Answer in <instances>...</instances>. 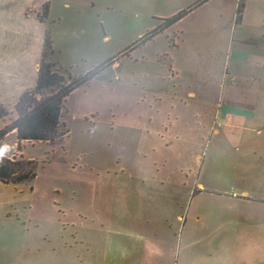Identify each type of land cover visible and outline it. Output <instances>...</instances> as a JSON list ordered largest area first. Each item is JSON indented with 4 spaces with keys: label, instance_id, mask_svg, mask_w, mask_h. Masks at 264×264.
<instances>
[{
    "label": "rangeland",
    "instance_id": "374dc122",
    "mask_svg": "<svg viewBox=\"0 0 264 264\" xmlns=\"http://www.w3.org/2000/svg\"><path fill=\"white\" fill-rule=\"evenodd\" d=\"M195 1L71 0L77 11L47 19L51 62L82 76ZM185 23L75 90L62 140L0 142V156L38 164L30 182L0 183V264H264V129L241 142L169 93V40ZM5 109L0 128L16 118Z\"/></svg>",
    "mask_w": 264,
    "mask_h": 264
},
{
    "label": "crops",
    "instance_id": "0c3cea01",
    "mask_svg": "<svg viewBox=\"0 0 264 264\" xmlns=\"http://www.w3.org/2000/svg\"><path fill=\"white\" fill-rule=\"evenodd\" d=\"M70 1L0 0L1 106L13 107L34 87L47 19L59 10L77 11ZM239 1L241 13L236 22ZM46 2L48 14L41 21ZM232 3V12L226 13L219 0H208L166 29L187 22L169 40L172 49L164 63L168 76L163 83L181 104V99L190 104L197 99L195 111L204 115L210 110V125L225 128L229 137L232 131H241L242 142L264 129V0ZM160 242L162 253L167 242L162 238ZM247 258L241 253L229 255L231 264H242Z\"/></svg>",
    "mask_w": 264,
    "mask_h": 264
},
{
    "label": "trees",
    "instance_id": "16d2710c",
    "mask_svg": "<svg viewBox=\"0 0 264 264\" xmlns=\"http://www.w3.org/2000/svg\"><path fill=\"white\" fill-rule=\"evenodd\" d=\"M208 0H196L191 6L178 12L167 19H159V25L145 33L130 47L126 48L118 56L124 57L130 54L134 49L152 41L163 31L170 28L182 20L189 12L198 8ZM240 1L236 10V22H238L241 13ZM48 14L47 2L42 7V21ZM54 55L53 42L49 30L45 32L41 59L37 71V78L34 87L26 91L12 107L16 118L10 124L0 128V142L14 132L16 137L17 150L19 143L43 142L54 144L62 140L67 132L65 124L62 121L63 104L66 98L77 88L88 84L91 80L103 73L118 61L117 57L108 59L103 64L92 68L82 76L71 77L62 74V69L51 62ZM7 115L5 107L0 105V121ZM38 164L34 160H25L19 157L0 156V183L18 185L27 183L36 177Z\"/></svg>",
    "mask_w": 264,
    "mask_h": 264
},
{
    "label": "built area",
    "instance_id": "2783aa9c",
    "mask_svg": "<svg viewBox=\"0 0 264 264\" xmlns=\"http://www.w3.org/2000/svg\"><path fill=\"white\" fill-rule=\"evenodd\" d=\"M170 74L173 75V72H171Z\"/></svg>",
    "mask_w": 264,
    "mask_h": 264
}]
</instances>
